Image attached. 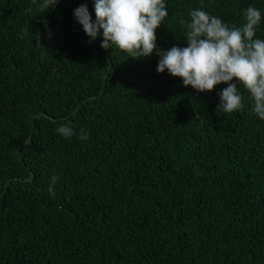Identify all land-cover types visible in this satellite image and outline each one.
Instances as JSON below:
<instances>
[{
	"label": "trees",
	"instance_id": "obj_1",
	"mask_svg": "<svg viewBox=\"0 0 264 264\" xmlns=\"http://www.w3.org/2000/svg\"><path fill=\"white\" fill-rule=\"evenodd\" d=\"M165 3L162 51L187 47L181 20L201 6L237 27L255 6L264 40V0ZM81 4L94 21V0L50 12L0 0V264H264V120L250 94L238 84L244 109L218 115L227 84L184 86L155 51L103 49L102 30L90 43Z\"/></svg>",
	"mask_w": 264,
	"mask_h": 264
},
{
	"label": "clouds",
	"instance_id": "obj_2",
	"mask_svg": "<svg viewBox=\"0 0 264 264\" xmlns=\"http://www.w3.org/2000/svg\"><path fill=\"white\" fill-rule=\"evenodd\" d=\"M60 2L32 0L41 12L52 11ZM94 9V21L87 4L74 10V17L90 37V43L102 30L103 49L115 46L132 59L151 56L155 51L160 56L157 71L167 70L169 75L181 78L184 86L210 92L221 83L227 84L218 93V115L244 109L238 84L243 85L250 94L252 111L264 120V40L255 38L262 13L255 6L245 10L244 23L239 27L229 26L202 6L190 10V21L181 20L187 29V47L173 46L167 51L158 48L156 35V30L169 15L165 0H94ZM26 11L33 9L30 7ZM234 79L238 83L233 82ZM56 132L67 139L77 134L70 123L59 125ZM79 138L87 140L89 137L81 130ZM57 179L52 177L49 184L48 190L53 197Z\"/></svg>",
	"mask_w": 264,
	"mask_h": 264
},
{
	"label": "water",
	"instance_id": "obj_3",
	"mask_svg": "<svg viewBox=\"0 0 264 264\" xmlns=\"http://www.w3.org/2000/svg\"><path fill=\"white\" fill-rule=\"evenodd\" d=\"M107 78V77H106ZM106 78H105V81H106ZM19 153V152H18Z\"/></svg>",
	"mask_w": 264,
	"mask_h": 264
}]
</instances>
